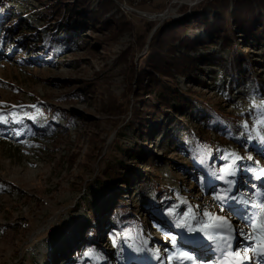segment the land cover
<instances>
[{
  "label": "rangeland",
  "instance_id": "obj_1",
  "mask_svg": "<svg viewBox=\"0 0 264 264\" xmlns=\"http://www.w3.org/2000/svg\"><path fill=\"white\" fill-rule=\"evenodd\" d=\"M108 1L113 6L105 18L113 16L118 23L126 20L130 30L125 26L127 31L115 37L105 28L99 32L84 29L81 47L74 51L62 50L56 56L34 54L26 49L29 39L24 43L16 40L38 29L45 39L43 24L36 16L40 4L34 0L9 1L3 9L5 19L0 21V264H61L63 260L55 261L56 257L68 258L89 244L101 249L102 256L98 258L101 264H141V261L191 264L169 258L178 252H188L196 258V264H221L225 258L237 264H264L259 254L264 242L260 228L253 232V225L259 222L246 223L252 211L258 216L264 213L262 209L252 208L253 203L264 202V176L256 177L264 169V112L259 111L264 93L256 94L250 85L243 84L235 90L229 89L228 98L220 96L211 80L220 68L207 63L211 60L210 48L200 44L197 51H186L176 44L175 57L197 58L190 79L175 77L178 88L191 89L194 98L230 112L234 120L233 136L208 133L188 115L165 109L153 122L151 133L141 140L136 134L139 121L133 113L147 96H139L145 90H137L136 81L140 70L148 67L146 60L139 63L138 59L146 53L155 30L165 21L182 15L189 16L192 23L186 37L190 41L199 37L209 44L210 35L202 27L204 17L199 8L200 5L205 8L207 0ZM98 2L92 1V11L101 10ZM184 7L186 11L182 12ZM197 11L199 16H191ZM205 12H210L212 21L214 11L206 7ZM13 13L24 20L13 25V21L17 22V17H11ZM147 22L153 23L152 26H147ZM235 36L241 53L247 57L244 58L255 61L254 77L264 83L260 45L236 30ZM94 40L104 42L105 46ZM15 46L18 48L12 49ZM218 47L213 49L219 50ZM125 51L128 52L125 57H118ZM19 56L45 57L43 61L52 63L17 64ZM220 57L231 62L222 53ZM173 118L199 129L204 135L209 134L226 152V159L215 164L208 180L197 178L196 174L191 177L177 169L178 165L190 161L175 144L163 140L165 127H169ZM26 126L35 133L26 132L23 129ZM16 130L21 133L16 135ZM180 139L182 146L186 140L184 134ZM136 144L141 150L134 155ZM232 153L240 159L234 161ZM148 154L155 158L153 166L146 159ZM132 156L136 159L129 160ZM194 158L199 159L195 154ZM122 166L127 169L123 178L117 174L123 170ZM150 174L158 185L169 189V195L182 206L181 210L161 208L153 185L143 186L146 179L151 181ZM220 176L225 179H219ZM111 177L114 181L109 187ZM226 181H231L230 191ZM217 195L223 199H215ZM120 203L135 209L132 213L141 223L142 248L128 229L115 232L116 240L108 234L107 224L115 223L113 217L108 220V215L112 206ZM153 204L156 206L151 214L142 211L141 208ZM97 205L104 208L95 213L96 223L90 216H94ZM189 209L196 219L185 217ZM205 212L224 217L231 225L234 239L230 249L219 248L205 231L199 230L201 223L217 222L206 217ZM178 221L181 227H177ZM189 225L196 230L189 231ZM211 230L214 229L207 232L212 234ZM173 235L179 239L177 244L170 239ZM90 237H94L92 241H88ZM153 240L160 245L154 247ZM246 248L249 251L245 252ZM143 249L146 256L140 254ZM162 259L164 263L160 262Z\"/></svg>",
  "mask_w": 264,
  "mask_h": 264
},
{
  "label": "trees",
  "instance_id": "obj_2",
  "mask_svg": "<svg viewBox=\"0 0 264 264\" xmlns=\"http://www.w3.org/2000/svg\"><path fill=\"white\" fill-rule=\"evenodd\" d=\"M9 1L18 3L24 0H0V18H3L2 16L5 14L3 9ZM34 1L40 4L42 8L36 13V16L43 24L45 39L41 38L40 32L42 31H40V29H38L39 32L35 30L33 33L22 34L19 38L20 42L29 39L26 49L34 52V54L44 53L46 56H56L62 50L74 51L81 47V44H84V37L82 34L84 29L99 32L98 30L105 28L108 32L115 34V37L120 35L123 31L130 30V24L126 22V20L118 23L116 20H113V16L105 18L108 9L113 6L108 0H99L98 4L101 8L99 12L90 9L91 3L94 0ZM206 7H210L212 11H214L212 21H210V12H205ZM206 7L199 6L204 17L202 27H204L210 35V45L203 43L199 37L195 41H190L186 37L187 31L192 28V23L188 19L189 16L182 15L179 18L169 19L158 27L148 42L146 53L140 55L138 59L139 63L145 62L146 60L148 67L140 70V77L136 81L137 90H145V93L139 96H147L146 99L142 98L139 102L140 108H136L133 113V116L139 121L136 134L141 140H144L146 135L151 133L153 122L156 121L157 117L161 116L162 111H165V109H173L181 115H188L192 120L199 122L202 125L201 129L208 133L209 131L214 132V134L219 137L233 136L231 124L234 123V120L232 121L230 112H224L219 107L210 106L208 101H201L198 98H194L191 89L180 90L178 88L175 77L181 75L190 79V74L196 69L194 65L197 58L183 55L175 57L174 54L177 50L176 44L184 47L186 51H197L200 44L210 48L211 60L210 62L207 61V63L212 67L217 66L220 68V72L211 79L214 84H216L220 96L224 95L225 98H228L229 93H227V91L229 89L235 90L243 86V84L250 85L252 92L256 94L264 93V83L261 79H256L254 77L255 61L252 60V58L245 59L247 57L243 56V53H241L240 43L237 41L238 37L235 36L236 30L239 31L240 34L249 37L252 42L258 43L261 48L260 53L264 59V0H207ZM9 8L11 7L9 6ZM186 8H182L181 11L185 12ZM13 14L14 15L11 16L13 18L18 16L16 13ZM199 15L198 11L191 14L193 17ZM104 18L105 21L102 23V19ZM23 20V17L21 19L17 17V22L13 21V25H17L16 23H20ZM100 21L103 25L100 24ZM152 24L153 23L147 22L146 25L152 26ZM125 26L127 30L124 29ZM8 27H12V25ZM30 38L33 39L31 40ZM95 42L101 46H105V43L102 41L97 40ZM217 46H219V50L213 49L214 47L217 48ZM221 53L223 56L229 57L231 62L224 57H220ZM127 54L128 52L125 51L118 55V57H125ZM148 57L149 59H147ZM44 58L19 57L18 63H52L50 60L43 61ZM145 80L146 83L144 82ZM149 95L151 97H149ZM260 110L264 112V103L261 105L259 111ZM138 111H140L139 113L141 115H138ZM142 115L144 116L141 117ZM163 127L164 124L161 125V129ZM167 127L168 126H166L164 130V142H167V144H175L183 154L189 156V164L185 163L177 166V169L181 172H185L186 175L194 177L193 174H196L197 178H199V176L203 177V179L208 178L215 164L223 162L226 159V152L222 150L220 145L214 142L209 134L204 135L199 129H193L186 122L183 123L177 118H173V120L169 122V127ZM23 129L29 134L35 133L34 130L29 129V126ZM20 133L21 131H15L16 135ZM181 134H184V138L186 139L182 146H180ZM139 150H141L140 145H134V155L137 154ZM144 152L146 151L144 150ZM150 154L146 156V159L148 162L150 161V164L153 166L155 158ZM194 154L199 157V159L194 158ZM90 155L91 154L88 153V156ZM133 156L129 160L136 159ZM121 169L123 170H119L118 173H116L123 178L122 175L124 173L126 174L127 169L124 166H122ZM149 177L151 181H149L150 179H146L145 182L147 183H143V186L147 188L149 184L153 185L158 204H160L161 208L163 210H181L182 206L178 204L176 199H173L171 194L169 195V189H167L165 185H158L153 180L151 174ZM113 179L114 177H111L109 180V187L111 182L114 181ZM121 183L126 184V181H122ZM118 205L119 207H117ZM154 206L156 205L153 204V206L151 205L150 207L140 208L151 213L152 209L155 208ZM103 208L97 205V211L94 212V216H90V219H95L97 223L95 213L97 212L98 214ZM133 208L134 207H129L121 203L115 205L114 211H112L113 213L108 215L109 221L113 220L112 217L115 219V223L112 225L107 224V226H110L108 234H111L113 240H116L115 232H124L128 229L136 238L139 248H142L140 243L141 223L138 222L136 215L132 213L135 212ZM85 224L86 222H83V225ZM82 228L83 227H81V229ZM88 232L90 231L88 230ZM93 238L94 237H90L88 241H92ZM86 253L90 254L86 255ZM99 255L100 257L102 256L101 249L98 248L96 244L85 245L84 248L72 252V264H101L100 259H98ZM57 260L58 257L55 258V261Z\"/></svg>",
  "mask_w": 264,
  "mask_h": 264
},
{
  "label": "snow or ice",
  "instance_id": "obj_3",
  "mask_svg": "<svg viewBox=\"0 0 264 264\" xmlns=\"http://www.w3.org/2000/svg\"><path fill=\"white\" fill-rule=\"evenodd\" d=\"M233 157V160H238L240 159V157L236 156L235 153L231 154ZM249 159H251V157H249ZM222 171H224L227 174H232L229 172L228 169H222ZM261 176H264V169H262L260 172H258L256 174L257 179H260ZM219 179L224 180L225 177L224 176H220ZM227 183H229V189L228 191L231 190V181H226ZM215 199L217 200H221L223 199L222 196L217 195L215 197ZM244 203H248V201H244ZM252 208L253 209H262L264 210V202H261L259 204L253 203L252 204ZM171 211V210H170ZM204 215L206 217H209L210 220H214L217 221L216 223H201V227L199 230L201 231H205L206 235H208V238L210 240H214L217 242V245L219 248H227L230 249L232 247V241H233V236L231 235L232 233V227L231 225L228 223V221L224 218V217H220V216H213L212 214L205 212ZM185 217H187L189 220H194L196 219L195 215L191 212V209H189V212L185 213ZM253 220L258 221V224H254L253 225V232L255 233L256 228L259 227L260 228V236L262 238V241H264V213H262L261 215H256L255 211H252L251 213H249L247 215L246 218V223H251ZM185 223H187L185 221ZM182 224L178 221L177 222V227H181ZM207 229H224L227 232V235H212L210 233L207 232ZM196 229H193L190 225H189V231H195ZM242 231V230H241ZM170 239L173 241V243L176 242V237L172 236L170 237ZM248 239H252L251 236L248 237ZM249 251V249H245V252ZM252 251H257L255 249H253ZM90 254V253H86ZM228 255H235V256H239V253H228ZM170 259H177V260H187L190 261L191 264H196V258H194L192 255H189L188 252H178V253H173L170 257ZM247 258V257H244ZM260 258L262 261H264V242L261 243V248H260Z\"/></svg>",
  "mask_w": 264,
  "mask_h": 264
}]
</instances>
